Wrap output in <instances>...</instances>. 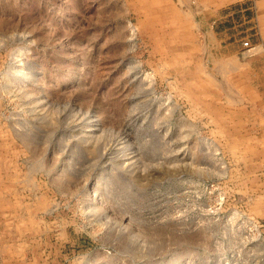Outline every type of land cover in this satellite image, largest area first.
I'll use <instances>...</instances> for the list:
<instances>
[{
	"label": "rangeland",
	"instance_id": "obj_1",
	"mask_svg": "<svg viewBox=\"0 0 264 264\" xmlns=\"http://www.w3.org/2000/svg\"><path fill=\"white\" fill-rule=\"evenodd\" d=\"M194 5L0 0V264H264L262 46Z\"/></svg>",
	"mask_w": 264,
	"mask_h": 264
},
{
	"label": "crops",
	"instance_id": "obj_2",
	"mask_svg": "<svg viewBox=\"0 0 264 264\" xmlns=\"http://www.w3.org/2000/svg\"><path fill=\"white\" fill-rule=\"evenodd\" d=\"M190 2L195 4V12L206 19L207 34L233 56L238 57L241 39L261 43L258 55L243 62L246 74H251L255 85L263 84L261 90L249 87L247 96L257 103L247 106L244 116L246 128L252 127L255 135L261 133L258 143L264 147V125L259 124L264 116V0H184L186 4ZM250 112L255 113L254 121L248 120L252 116Z\"/></svg>",
	"mask_w": 264,
	"mask_h": 264
},
{
	"label": "built area",
	"instance_id": "obj_3",
	"mask_svg": "<svg viewBox=\"0 0 264 264\" xmlns=\"http://www.w3.org/2000/svg\"><path fill=\"white\" fill-rule=\"evenodd\" d=\"M242 45L245 47L247 54H252L254 51V46L249 43V41L242 42Z\"/></svg>",
	"mask_w": 264,
	"mask_h": 264
}]
</instances>
